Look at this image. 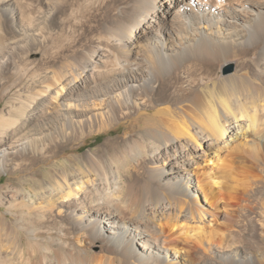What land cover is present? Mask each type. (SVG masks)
Listing matches in <instances>:
<instances>
[{"label": "bare ground", "instance_id": "obj_1", "mask_svg": "<svg viewBox=\"0 0 264 264\" xmlns=\"http://www.w3.org/2000/svg\"><path fill=\"white\" fill-rule=\"evenodd\" d=\"M2 100L0 264H264V0H0Z\"/></svg>", "mask_w": 264, "mask_h": 264}, {"label": "rangeland", "instance_id": "obj_2", "mask_svg": "<svg viewBox=\"0 0 264 264\" xmlns=\"http://www.w3.org/2000/svg\"><path fill=\"white\" fill-rule=\"evenodd\" d=\"M37 51L33 54V56L31 57V61L33 63H35V65H40L42 64V58L45 52V48L41 49H36ZM231 67V68H230ZM234 67L230 64H225V66L223 67V71L224 72H231L233 71ZM5 103V100H2L0 103V107L3 106ZM124 126H122L123 128ZM121 129L110 132V133H101L99 135H94V136H90L87 139V142L85 144H82L80 149H72L71 147L68 149V151H78V152H84V151H88L90 148H97V147H103V142L105 141V139L108 136L111 135H116L120 132ZM16 179L22 181V177L20 178V175H15L14 176ZM11 175L9 172H1L0 173V197L3 196L4 197V192H6V189L8 186H10V182H11ZM6 199V196H5ZM260 206L256 207V210L258 211L260 209ZM258 208V209H257ZM0 210H3L4 214H6L7 217L11 218L12 217V213L7 209L6 206H1Z\"/></svg>", "mask_w": 264, "mask_h": 264}, {"label": "water", "instance_id": "obj_3", "mask_svg": "<svg viewBox=\"0 0 264 264\" xmlns=\"http://www.w3.org/2000/svg\"><path fill=\"white\" fill-rule=\"evenodd\" d=\"M231 68V67H230Z\"/></svg>", "mask_w": 264, "mask_h": 264}]
</instances>
